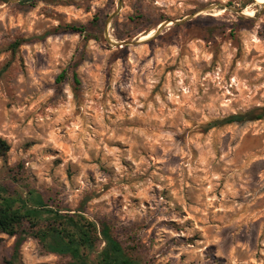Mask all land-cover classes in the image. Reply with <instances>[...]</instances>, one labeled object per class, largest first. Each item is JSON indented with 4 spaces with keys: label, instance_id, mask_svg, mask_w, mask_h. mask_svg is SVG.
Wrapping results in <instances>:
<instances>
[{
    "label": "rangeland",
    "instance_id": "374dc122",
    "mask_svg": "<svg viewBox=\"0 0 264 264\" xmlns=\"http://www.w3.org/2000/svg\"><path fill=\"white\" fill-rule=\"evenodd\" d=\"M261 107L264 0H0V193L135 233L144 264H264V119L220 123ZM14 243L0 264H69Z\"/></svg>",
    "mask_w": 264,
    "mask_h": 264
},
{
    "label": "trees",
    "instance_id": "16d2710c",
    "mask_svg": "<svg viewBox=\"0 0 264 264\" xmlns=\"http://www.w3.org/2000/svg\"><path fill=\"white\" fill-rule=\"evenodd\" d=\"M64 31L82 33L85 28L68 25ZM263 119L261 107L230 115L220 123L231 125ZM9 149L8 143L0 138V158ZM2 192L7 194L0 193V234L15 238L13 259L30 237L37 240L45 253L68 258L69 264H144L136 255L135 233L128 238L132 241L128 245L110 221L89 219L81 209L54 208L35 190H28L26 197ZM3 264H13V260Z\"/></svg>",
    "mask_w": 264,
    "mask_h": 264
}]
</instances>
